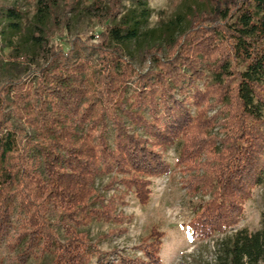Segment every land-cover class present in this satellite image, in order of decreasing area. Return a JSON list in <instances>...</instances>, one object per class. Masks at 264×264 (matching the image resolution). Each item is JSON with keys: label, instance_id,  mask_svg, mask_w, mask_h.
I'll return each mask as SVG.
<instances>
[{"label": "trees", "instance_id": "1", "mask_svg": "<svg viewBox=\"0 0 264 264\" xmlns=\"http://www.w3.org/2000/svg\"><path fill=\"white\" fill-rule=\"evenodd\" d=\"M127 1L109 0L97 43L76 33L59 46L49 31L56 0H37L27 26L14 5H0V64L13 72L0 78V254L11 264L47 255L53 264L101 255L162 264L156 228L133 258L102 253L82 230L118 218L94 186L105 173L127 175L122 183L148 203L149 178L170 170L157 149L179 143L187 191L208 196L189 221L193 237L236 226L263 180L264 0H206L185 29L178 17L147 31V4ZM141 37L137 64L126 50ZM260 225L226 238L220 264H264V213Z\"/></svg>", "mask_w": 264, "mask_h": 264}, {"label": "rangeland", "instance_id": "2", "mask_svg": "<svg viewBox=\"0 0 264 264\" xmlns=\"http://www.w3.org/2000/svg\"><path fill=\"white\" fill-rule=\"evenodd\" d=\"M150 10L142 31L155 29L161 23L178 21V30L185 29L187 19L191 15L209 8L206 0H144ZM224 1V0H220ZM109 0H56L54 11L56 20L50 23V40L55 45H61L63 39L73 37L76 33L92 36L93 43L98 42V34L109 26L104 22L102 12L109 8ZM37 0H0L2 7L14 5L23 16V26L29 25L36 13ZM122 4L130 7L127 0ZM70 19L68 31H60L58 19L64 17L65 12ZM144 37L129 44V54L137 58ZM17 36L13 37L16 40ZM3 58L9 55V49L2 50ZM5 64V63H4ZM11 72V71H10ZM7 66L0 64V78L5 80L10 73ZM13 73V72H11ZM207 75L197 84L199 88L209 81ZM194 113V112H192ZM212 112L209 113L211 115ZM219 128L214 133L220 134ZM221 136V135H220ZM180 144L168 149H157L169 166V172L151 177L150 199L146 205H141L130 187L123 184L127 175L115 172L105 173L97 177L94 186L104 196L106 201L112 200L115 205L116 219L94 221L82 230H88L92 242L98 245L102 253H117L127 257H143L141 248L144 239L152 228L163 233L159 257L162 264H220L219 255L222 242L236 231L246 230L254 233L260 229L261 215L264 213V174L260 184L253 188L251 197L243 206V213L236 226L223 233L208 238H197L191 235L188 227L193 217L199 199L206 201L208 196H192L185 186L186 176L177 165ZM203 197V198H202ZM0 264H11L7 257L0 254ZM26 264H53L52 257L47 255L42 260H29ZM90 264H116L114 256H93Z\"/></svg>", "mask_w": 264, "mask_h": 264}]
</instances>
